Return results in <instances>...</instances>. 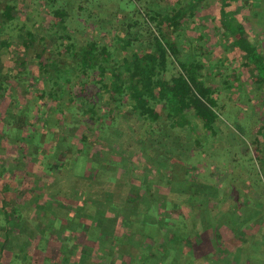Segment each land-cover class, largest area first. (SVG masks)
Wrapping results in <instances>:
<instances>
[{"label": "trees", "instance_id": "16d2710c", "mask_svg": "<svg viewBox=\"0 0 264 264\" xmlns=\"http://www.w3.org/2000/svg\"><path fill=\"white\" fill-rule=\"evenodd\" d=\"M203 2L176 0L162 12L147 0H0V101L13 95L0 140L16 150L0 153V264L220 259L201 245L196 221L216 226L199 195L201 163L189 156L202 144L213 156L219 143L232 159L253 150L264 167V0H220L210 44L238 51L248 88L230 76L229 58L204 63L208 38L182 27ZM219 108L249 131L244 152ZM54 230L64 235L54 257L30 248Z\"/></svg>", "mask_w": 264, "mask_h": 264}, {"label": "rangeland", "instance_id": "374dc122", "mask_svg": "<svg viewBox=\"0 0 264 264\" xmlns=\"http://www.w3.org/2000/svg\"><path fill=\"white\" fill-rule=\"evenodd\" d=\"M219 1L220 0H204L198 11L195 13L193 21H191L188 17L182 18V27H193V29L189 30L193 36L202 33L205 39L208 38V49L211 50V41L215 42L221 32V30H219L220 32L216 33V26L214 27V24L219 21ZM33 2L32 6L37 9L39 7L38 3L35 1ZM147 2H149L147 4L148 6L152 8L159 7L162 12L171 11L174 4H176V0H147ZM132 3L135 5H142V0H132ZM37 12L41 19L47 20L48 16L43 14L44 12H42V14H39V10ZM184 15L186 16V14ZM246 22L248 23L247 18ZM195 23L199 25V27L194 26L196 25ZM220 36H222V34ZM11 39L15 41V36ZM203 42L206 43L205 40H203ZM12 47H14V43ZM204 47L206 48V45ZM220 51L221 49H213L210 54L205 53V60L203 62L206 63L205 61L209 59L207 55H212L213 59L217 56L229 58L232 61L230 65L232 70L230 72V76L233 75L232 78L234 79L236 77L237 79L246 81L244 82V88H248L246 83H248L251 77L249 78L250 74L245 69H240V65L238 63L240 57L237 55L238 51ZM232 80L233 79H230L229 81ZM257 90L258 88H255L254 86V92ZM3 95L4 97L1 98L0 101V114H2V112L6 109L8 98L12 94L9 90H5V94ZM242 95H239L237 100L239 103L244 102L245 100V96ZM244 95L246 94L244 93ZM254 97L257 98L256 96H253L252 98ZM240 114L242 115V113ZM218 115L231 126L233 130L230 135L232 136L231 139L234 140L235 146H241V149L244 152V141H251V135L245 125L238 123L234 119H228L232 117V115L220 108L218 109ZM10 142L12 141H7L6 137H2L0 140V153L6 156V158L7 156L14 157L16 151L13 149L14 145ZM218 144L214 145L212 143V146H215V154L213 156H209L211 154V147L206 144H202V146L197 147L196 151L192 150L190 152L191 156H189L192 161L199 160L198 162L201 163L198 165L200 168L196 170V175L202 181L207 182V185H201L200 188L196 187L195 191L197 193L200 192L199 195H203L202 193L205 194L204 200L207 202V206L209 207V223L216 226L214 228H208L206 223L203 222V227L202 225L200 226L198 221H196L197 227H199L202 232L201 245H204V252L209 253L210 257L212 256V258H214V253L220 256L218 261H214L209 258L211 261L210 264H264V167L260 158H255V152L253 150L251 153L252 159L244 158L239 160L236 156H234V154H232L234 157V159H232L230 158V152H232L233 149L229 146L225 148L222 144L218 146ZM228 148H230V150ZM217 150L221 152L216 154L218 152ZM227 150H229V153ZM237 160L238 162L236 163ZM234 163L236 164L234 165ZM39 169L38 165H36L34 166V169L31 168V173L29 174H33L34 172L40 173ZM198 188L199 192L197 191ZM216 192L217 195H215ZM188 205L190 207H195L194 204H190L189 202L187 206ZM186 208L189 210L188 207ZM60 210V207H57L53 214L51 210L47 213L52 214L53 216H59L61 213ZM68 216L70 217L69 214L67 217ZM232 227H237V230L239 228L242 229L246 235L245 239L249 240V242L242 243L243 240L239 235L237 236L236 231L232 232ZM217 230L218 234L214 237L213 231ZM63 237L64 235L59 230H54L51 231L50 234L47 233V237L39 236L37 242L33 240L30 248L36 250V253L39 251L41 257L43 254H49L48 257H54L55 254H57V252L63 247L59 242V240ZM212 238L214 240L217 238V242H215L216 240L214 241ZM69 242L77 243V240H69ZM36 244H38L41 249H34L37 247ZM213 245L215 249L212 248ZM42 248H44L45 251H43ZM225 250H228V252ZM30 252L34 254L32 250H30ZM201 257L202 256L199 258ZM197 264L209 263L204 259H200Z\"/></svg>", "mask_w": 264, "mask_h": 264}]
</instances>
